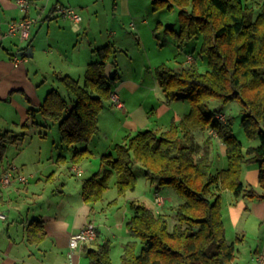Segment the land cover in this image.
Instances as JSON below:
<instances>
[{"label":"trees","instance_id":"trees-1","mask_svg":"<svg viewBox=\"0 0 264 264\" xmlns=\"http://www.w3.org/2000/svg\"><path fill=\"white\" fill-rule=\"evenodd\" d=\"M152 5L154 11L178 9L180 28L169 25V30L182 48L201 36L199 53L207 58L209 69L202 72L194 55L195 62L186 66L163 63L155 68L165 101L172 104L181 95L190 111L164 131L142 130L117 143L114 152L102 157L104 170L84 180L83 198L87 203L102 200L113 177L119 196H124L136 188L133 168L141 164L157 194L172 188L183 200L174 206L177 222L172 229L166 214L132 200L134 212L126 228L134 239L124 243L119 264H231L238 248L227 239L222 191L264 200V4L258 13L245 0H152ZM94 52L97 59L90 63L83 83L69 75L61 77L74 97L68 100L52 89L39 108L29 109L33 124L37 114L59 122L68 146L89 142L97 133L99 114L119 80L115 45L107 43ZM108 62L114 67L111 74ZM212 99L240 103L248 144L235 135L229 115L208 108ZM218 113L226 119H219ZM197 130H212L226 145V168L215 172L212 134L201 144ZM20 136L0 133V163L7 145ZM92 155L87 147L76 149L70 161L79 163ZM251 164L259 169L261 190L242 179L243 167ZM34 223L42 229L41 221ZM98 236L97 231L96 245L88 249L90 264H113L111 241Z\"/></svg>","mask_w":264,"mask_h":264},{"label":"crops","instance_id":"crops-1","mask_svg":"<svg viewBox=\"0 0 264 264\" xmlns=\"http://www.w3.org/2000/svg\"><path fill=\"white\" fill-rule=\"evenodd\" d=\"M29 1L30 7L28 11H24L17 4V0H0V133L8 132L10 136L21 135L17 141L7 145L3 160L0 163V178L7 171L13 174L20 172L14 160L10 159V147L15 146L20 149V143L23 142L26 135L37 133L40 126L43 128L51 127L49 120L41 114L36 115V123L33 124L29 109L39 108L48 92L52 90L50 88L51 81L56 77L61 81V77L64 76L62 68L55 65L56 59L53 55L55 49H59L60 40L53 36V27H55L54 29L65 30L61 23L67 24V39H70L72 32L79 33L83 28L90 27V19L95 14L98 15V4L105 2V0ZM150 2L152 5V0ZM252 2L254 5L249 4L258 7V9H261L262 4H264V0H252ZM63 6L73 7L78 13H82L84 16H82L81 22L77 24L69 18L63 17L59 12ZM113 6L116 12L121 11L138 18L143 17L146 13L150 14L149 10L153 8V5L147 7L145 2L141 0H114ZM174 10L178 11V9ZM174 10L170 12H174ZM152 11L154 10L152 9ZM26 16L34 19L30 38L21 40L18 36L9 34V22ZM59 18L64 19V21H59ZM143 20L146 23L147 20ZM40 23L42 26L48 23V31L39 33L38 27L36 29L34 24ZM157 23H160V26H165L161 20H158ZM41 25L39 28L42 27ZM157 28L159 25L154 27L153 35L156 34L155 29ZM174 29L177 31L176 28ZM144 30L146 29H139L140 37H142ZM165 31L167 37L162 40V44L156 39H152L153 42H150L151 49L154 51H165L170 46H177L176 42L178 43V41L173 37L171 31L169 29ZM113 34L120 35L117 30H113ZM124 36L121 35V37ZM122 41H124L123 38ZM76 45L67 44V64H65L67 72L65 75L75 78L74 73H79V78L75 79L83 83L90 63L97 59L94 50L101 46L89 41L88 52L83 53L85 58H78L77 60L79 51L78 49L75 51ZM114 45L116 46V44ZM75 46L73 52H77V55L73 59L72 56H68V51H70V47ZM29 49L32 51L30 52ZM145 50H148L147 46ZM176 50L173 47L172 51L175 52L172 54L174 56ZM26 52L31 54L27 55ZM60 54L61 56L64 55L63 53ZM189 54L196 57L192 52H188L187 56ZM16 56L19 57V60H16ZM196 61L198 62L197 57ZM163 63L168 64L164 61L151 64L153 76H144L142 72L136 74L131 72L125 75L120 73L118 65L119 80L116 82L115 91L118 93L121 105L115 104L111 98L105 101L98 117L99 128L93 138L89 142L67 145V154L61 153L58 158V161L61 162L67 160V169L71 175H56V173L52 175H26L28 177L27 183H22L17 179L6 186L0 183V211L7 215L6 219L0 220V264H90L88 249L96 245V239L82 243L74 250L69 246L70 235L82 229L90 221L96 223L100 239L105 238L111 241V252L114 242L118 241L120 249H122L120 255L122 254L124 243L134 238L126 228L127 220L119 217L116 210L111 211L110 208H112L111 205L117 206V209L121 208L120 198L125 197L127 193L124 196H119L115 184L116 178L113 177L110 188H116L117 197L107 203L109 207L100 206L98 202L101 200L93 203L84 201L83 183L86 178L104 170L103 155L114 152L115 145L123 142L125 137L133 136L146 129L164 131L170 127L173 120H182L190 111V103L181 95L172 104L165 101L163 90L155 73V68ZM186 65L187 57L181 60L175 68ZM113 69V64L108 62V73L111 74ZM26 123L29 128H25ZM23 132L26 134L22 135ZM200 132L205 133L204 137L206 138L212 134L211 149L215 172L226 168V145L216 137L212 130L206 132L197 130L195 133L199 143H205V140L203 141L200 137ZM38 133L41 134V132ZM61 141H63L62 134ZM86 147L92 151L93 155L79 163H72L69 158L75 150ZM21 165L26 166L25 163ZM23 166H21L22 171L24 170ZM75 168L81 170L83 175H79ZM85 172H88L89 176L84 177ZM12 176L15 177V175ZM242 179L244 182L254 185L257 190H261L259 187V169L256 165H245L242 171ZM108 190L102 200L106 198ZM222 197L226 235L229 223L233 235L231 239L227 236V239L229 242L235 241L238 248L237 257L231 264H238L242 260L241 248L249 243V233L253 229H258L260 236L254 244L255 247L252 245L250 247L251 258L260 264L258 257L264 255V200L244 196L237 197L227 189L222 191ZM131 201L128 199L125 202L130 204ZM153 204L154 198L152 197L149 205L153 207ZM105 210H107L106 216L101 217V213ZM108 211L111 218L107 215ZM127 214L128 211L124 213L125 216ZM250 216H253L255 224L250 220ZM35 220L41 221L42 229H39V224H33Z\"/></svg>","mask_w":264,"mask_h":264},{"label":"rangeland","instance_id":"rangeland-1","mask_svg":"<svg viewBox=\"0 0 264 264\" xmlns=\"http://www.w3.org/2000/svg\"><path fill=\"white\" fill-rule=\"evenodd\" d=\"M113 1L114 0H111V2L110 0H105L104 3L101 2L100 4H98V15L96 16L95 14L93 18L90 19V27L86 29L83 28L79 33L72 32V37H70V39H67V24L61 23V25L65 27V30H58L54 29L55 27H53V36L57 37L60 40L58 47L59 49H55V53L53 56L56 59L55 65L58 68H62V74L65 75L67 72V66L65 65L67 64V44H77V48L76 46L70 47L68 56H72L73 59H75L77 52L75 53L73 52V50H75L76 48L75 51H77V49L79 51V54L77 55L78 60V58H85V55L83 53L88 52L87 49L89 47V41H93L98 45L100 44V46H103L108 42L116 44L115 48L118 49L116 53V61L119 65L120 73L125 75H128L131 72H133L134 74L142 72L144 76H153L151 71V64H158L159 62L164 61L167 62L170 66L177 67L181 60H184L187 57L188 52H192L196 55L199 68L202 72H205L209 69L207 58L199 53L200 44L202 41L201 36L195 37L188 41L187 44L184 45V49H181V47L178 46L179 42H176L177 46L173 45L174 49H177L175 56L172 54V52H175L172 51V46H170L169 49H165V51H154L153 49H151L152 45L150 44V42H153L152 39L159 40L161 44L162 40L166 39L167 36L165 34V30L169 29V25L173 24L172 27L179 30L180 23L177 10H174V12H170L167 10L152 11L153 8H150V14L146 13L143 15V17L138 18L135 15L132 16L124 14L121 11H114ZM141 1H144L147 7L152 6L150 0ZM245 2H248V0H245ZM248 3H252L254 5L252 0H249ZM259 10L260 9L256 7L257 13ZM80 15L84 16L82 13ZM143 19L147 20L146 23ZM158 20L164 22L165 26H160V23H157ZM59 21H64V19L59 18ZM132 24H134L135 26L133 27ZM39 25H41V23L34 24V27L36 29L38 27L37 30L39 31V33L48 31V23H46L44 26L41 25L42 27L40 28ZM158 25L159 28L155 29L156 34L153 35L154 27L156 28ZM140 28L146 29L144 30V32H142V37H140ZM113 30H117L120 35L113 34ZM171 34L173 35V37H175L172 32ZM121 35L125 36L121 37ZM122 38L124 39V41H122ZM146 46L148 48L147 51L145 50ZM60 53H63L64 55L61 56ZM73 76L75 78H79V73H74ZM51 82L52 85L50 86V88L57 89L66 99L70 100L72 97H74L73 94L67 90L66 86L57 77ZM207 105L211 110L222 109L227 115H229L235 135L245 144H248L249 141L241 125L242 107L237 100L229 102L227 104H222L219 101L212 99L207 102ZM49 124L51 125V127H39L38 132H41V134L37 132L34 134L26 135L23 139V142L20 143V149H17V147L15 146L10 147V159L14 160L15 165L19 167V171L23 175H52L53 173H56V175H71L67 169V160L66 162L58 161L61 153L67 154V144L64 141H61L59 122L49 120ZM199 134L204 141L206 138L204 136L206 134L201 132ZM257 143V140L253 142V144ZM69 159L71 160V157ZM22 163H25L26 166L21 165ZM20 165L24 167L23 171ZM133 170L137 175V184L135 190L128 191L125 197L120 198L122 202L121 208L117 209V206L114 207L113 205H111L112 208H110L112 209L111 211L116 210L117 215L121 218H125V220H128L133 214L132 208L128 202H125L126 200L129 199L131 201V199H137L139 201H144L147 204H150L152 197L154 198L155 196L154 187L145 174V168L141 164H137L133 168ZM88 174V172H85L84 177L89 176ZM229 192L231 191L229 190ZM160 196H162V200L164 201L163 204L159 208L155 204H153V206L157 213L166 214L169 219L170 227L172 229L174 224L177 222L174 206L179 204L183 200V198L172 188L163 189L160 192ZM115 197H117L116 188H110L108 190V193L106 194V198L99 201L98 205H106V207H109L107 203ZM125 209L126 211H128V214L126 216L124 215V213H126ZM106 211L107 210L102 212L100 216L105 217ZM107 215L111 218V214L109 211L107 212ZM250 220H252V222L254 223L253 216H250ZM228 225L229 228L227 236L229 239H231L233 236L232 230L230 229V223ZM259 236L260 234L258 232V229H253V231L249 233V243L241 248L242 254L240 256L242 260H240L238 264H258L257 261L251 258L252 254L250 251V247L251 245L255 247L254 244L258 241ZM138 248H140V245L138 246ZM121 251L122 249H120L119 242L115 241L111 252L114 264L120 263Z\"/></svg>","mask_w":264,"mask_h":264},{"label":"built area","instance_id":"built-area-1","mask_svg":"<svg viewBox=\"0 0 264 264\" xmlns=\"http://www.w3.org/2000/svg\"><path fill=\"white\" fill-rule=\"evenodd\" d=\"M17 4L24 11H28V8L30 7L29 0H17ZM59 12L63 17L69 18L74 23L78 24L82 20V16L80 15V13H78L73 7L63 6L59 9ZM33 23H34V19L27 16L21 19L12 20L11 22H9L8 33L13 36H18V38L21 40H28L31 36V29ZM16 60H19L18 56H16ZM193 62H195V58L193 54H189L187 56V64ZM111 99L115 104L121 105L117 91L112 92ZM217 117L221 120L226 119V115L224 113H218ZM75 171H77L79 175L82 173V171L78 170V168H75ZM12 175H15V177H13ZM14 179H17L22 183L28 182V177L26 175H23L21 172H16L13 174L12 172L7 171L4 174H2L0 178V183L6 186L9 185ZM163 202L164 201L162 200V196H160V194H156L154 197V204L159 208L163 204ZM6 218H7L6 213L0 211V220ZM96 236H97V225L94 221H90L82 229L73 232L70 235L69 246L73 250L77 249L82 243L93 241L96 238ZM258 261L260 262V264H264V255H260L258 257Z\"/></svg>","mask_w":264,"mask_h":264},{"label":"water","instance_id":"water-1","mask_svg":"<svg viewBox=\"0 0 264 264\" xmlns=\"http://www.w3.org/2000/svg\"><path fill=\"white\" fill-rule=\"evenodd\" d=\"M29 51L31 52V51H32V49H29ZM25 54L29 55V54H31V53H29V52H26Z\"/></svg>","mask_w":264,"mask_h":264}]
</instances>
